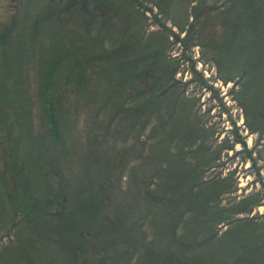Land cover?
<instances>
[{"label":"rangeland","instance_id":"1","mask_svg":"<svg viewBox=\"0 0 264 264\" xmlns=\"http://www.w3.org/2000/svg\"><path fill=\"white\" fill-rule=\"evenodd\" d=\"M106 1L88 0V14L82 13V9L76 16L67 14V31L54 25H63L60 18L54 17L57 0H0V32L14 18L8 34L12 39L20 32L23 40L31 39V22L35 17L43 18L41 31L33 37L34 57L41 54L49 58L58 54V47L64 53L67 48L85 46L83 54L90 62L87 73L92 78L90 91L94 92L87 98L76 99H71V94L63 103L67 111L69 108L64 115V145L70 157L66 159L57 149L37 139L41 127L33 98L37 60L27 57L18 70L9 66L17 50L5 49L9 44L0 47V85L2 77L12 81L11 70L16 69L22 97L20 108L0 100V113L5 108L8 112L20 110L22 116L18 121L25 130H13L8 135L0 130V173L7 168L9 145L12 153H19L15 156L20 161L22 157L28 159L31 174L39 171L28 184L38 185L36 189L42 194L44 189H53L50 206L43 203L46 211L53 214L51 219L37 216L45 229L34 232L31 221L36 222L35 216H30L32 220L26 218L20 227H10L12 231H0V264H9L11 258L19 261L18 254L25 256V264H54L63 258L60 235L65 231H60L63 224L54 217L58 215L57 208L62 211L64 199L54 197V187L60 191V179L48 169L51 160H59L64 181H70L77 189V197L79 193V200L73 205L78 218L88 215V205L95 201L91 194L100 197L106 213L114 219L117 203L139 198V204L133 205L136 210L130 213L146 217L144 209L149 203L142 198L143 186L146 184L153 191V182L162 183L158 177L149 179L158 165L174 169L164 174L179 188L168 193L171 201H180V190L193 183L205 190L214 189V202L225 208L238 205L230 209L231 219L239 226L248 223L254 229L252 234H258L264 244V115L253 107L257 99L251 96L257 87L263 86H251V58H241L231 42L243 13L254 20L250 28H257L252 41L264 42V0H136L130 4L109 0L111 12L102 3ZM61 14L59 11L58 16ZM89 14H93L94 20L84 17ZM24 41V47L30 48L29 41ZM158 54L165 62L162 69ZM244 73L245 79L241 81ZM173 90L181 101L169 102L167 96ZM150 97L164 99V103L144 107ZM73 101L78 108L71 110ZM10 123L13 127L14 121ZM157 128L163 135H155L153 130ZM166 136L174 139L167 140ZM183 161L196 165L194 178L189 179L186 170L181 169ZM104 184L111 188V195ZM3 193L0 188V194ZM67 208L69 212L70 206ZM235 210L240 213H234ZM148 223L143 222L147 232L145 243L152 239ZM228 227L224 222L215 224L213 232L220 236ZM47 233H54V238L38 239ZM73 240L78 241V246L80 239L72 235ZM4 244L10 247L2 249ZM130 264H134V259Z\"/></svg>","mask_w":264,"mask_h":264},{"label":"trees","instance_id":"2","mask_svg":"<svg viewBox=\"0 0 264 264\" xmlns=\"http://www.w3.org/2000/svg\"><path fill=\"white\" fill-rule=\"evenodd\" d=\"M87 1L57 0V6H54V17L60 18L64 26L61 24L54 25L59 29L70 31L69 26H66L67 14L71 15L73 13L76 16L81 9L83 10L82 13L88 14ZM124 1L130 4V2L136 0ZM102 3H106L108 9L112 7L109 0ZM98 10L101 11V8ZM59 11L62 13L60 16H58ZM109 11L111 12L110 9ZM100 15L104 17V11H101ZM88 16L91 21L93 14L84 15L87 19ZM42 19V17H35L31 22L32 37L31 39L25 38L31 44L30 48L24 47L25 39L23 40L22 32L18 35L16 34L14 39L11 38L12 35H8L10 33L9 27L14 24V18L13 22L10 21L8 25L1 29L0 47L3 48V46L5 47L9 44L5 49H13L14 51L15 48L17 50V54L12 63H9V66H13L18 70L24 66V61H27V57H30L28 60H31V58L37 60V87L33 92V98L36 101V106H38V120L41 126L37 139L43 144L46 142L53 150L57 149L59 153L63 154V157L68 159L70 157H68L65 150L66 146L64 145V115L69 111V108L67 111L63 103L70 99L71 94H73L71 99H76L78 97L87 98L89 93H94L90 91L92 78L87 73L90 62L83 54L85 46L80 48L78 45L72 49L67 48L64 53L58 47L56 51L58 54L49 58H44L41 54L34 57L33 37L41 31ZM240 20V26L234 28L231 42L235 45V49L241 58H245L244 56L251 58L248 63V65H251V86L255 88L263 86L257 87L256 91L251 93V96L255 100L257 99V104L252 103V105L264 115V42L254 43L252 41V36L257 31V28L253 30L250 28V24L254 22L251 16L243 13ZM250 30L251 41L249 39ZM261 35H263L261 40L264 41V33ZM226 38H229L228 34ZM61 47L64 48L65 46L61 45ZM221 51L223 54L224 50L221 49ZM159 53L161 54L162 51ZM160 54H158L157 60L162 69L165 67V62ZM16 73V69L11 70L12 81L2 77L0 100H4V102L8 100L11 102L9 105H14L15 103L20 108L19 101L21 102L22 99L20 96L21 79L17 78ZM244 79L245 73L242 74L241 81ZM162 81L163 79L161 83ZM176 94L174 91L171 92L170 96H167L169 102L181 101L180 98L175 96ZM150 98L151 100L147 98L144 107H149L150 104L160 106L164 103V99L158 101L154 97ZM72 103L71 110L77 109L78 105L76 102L73 101ZM74 104L75 107H73ZM144 107L142 105L143 112ZM20 116H22L20 110L16 111L13 109L12 112H8L6 108L3 109L0 113V130L7 132V135L9 132L12 133L13 130L20 131L22 129L21 132H25L24 127L18 121ZM11 120L14 121L13 127L10 123ZM153 132H155V135H163V131L161 132L158 128L155 131L153 130ZM166 137L167 140L173 138L172 136ZM175 147L179 148L180 146L176 144ZM201 147H203L201 150L204 151V146L202 145ZM47 149L50 150L49 148ZM12 152L13 150L9 149L8 145L6 148V158L8 157L6 161L7 168L5 173H0V188L4 189V193L0 194V231H12L10 227H20L21 224L25 223L26 218L32 220V216H35L33 219L36 222L31 221L34 224L31 229L34 232L36 230L40 231L41 228L45 229V227L40 223L37 216L51 219V215H53L52 213L49 214L48 210L46 211L43 206V203L50 206V192L53 189L50 191L44 189L42 194L39 189H36L38 185H29L30 180L34 177L36 178L39 171L37 170L31 174L28 169L29 166H27L28 159L25 161L22 157L20 161L15 156V154L18 155L19 153L14 154ZM179 156L183 158L182 152H180ZM183 160L185 161V159ZM19 161L23 164L20 165ZM58 161L54 162L51 160L48 169L58 175L60 179L58 182L60 191H57L54 187L53 193L55 192V198L61 197L64 199V207L62 211L57 208L56 213L59 216L55 215L54 218H58L54 220L63 224L60 231H65V234L60 235V239H63L61 242L63 258L61 261L57 259L54 264H130L132 259H134V264H140L141 262H143L141 264H264V244H261V237L258 234H252L254 229L248 227V223L239 226L231 219L232 212L230 209L237 208L238 205H234L232 208H225L214 202L212 199L214 189L211 191L205 190L193 183L186 186V190H180L179 198L182 203L180 201L173 202L169 199L168 193L170 194V191L173 192L172 190L178 191L179 188L172 181V178L165 177L164 174L172 173L174 169L157 165L152 170L149 179L158 177V180L162 183L153 182L152 185L155 186L153 191L149 190L146 184L143 186L142 198L149 203L144 209L145 213H147L145 214L147 218L136 214L139 217L137 219L135 214L130 213L136 210V206L133 207V205L136 202L139 204V198L131 199L126 204V201L122 202L123 204L117 203L115 205L117 210L113 212L116 217L114 219L113 215L106 213L105 210L107 209H104L100 197L94 194L90 195L95 201L89 203L88 215H85L86 218H78L75 209L73 210V205L79 200V193L77 197V189L73 188L70 181H64L61 170L63 165L61 164L59 167ZM184 161L181 169L186 170L189 179L190 177L194 178L196 165ZM165 178L169 181L165 180ZM104 186L111 195V188L105 184ZM197 187H199V190L195 191ZM30 189L34 191L33 194L30 193ZM3 195L5 196L4 198ZM4 199L6 203H2ZM92 199L89 198L88 200ZM69 206L71 211L66 212ZM238 211L235 210L234 213H240ZM62 217H64L63 220L58 221ZM145 220L149 221L148 226L151 229L149 234L152 239L149 243H145L147 233L143 229ZM223 222L229 226L228 229L220 236L214 234V225L223 224ZM180 230L182 231L180 232ZM85 234L89 235V238H86ZM72 235H76L80 239L78 246L76 245L78 241H71ZM53 236L54 233H47L43 237L39 236L38 239L49 240L54 238ZM9 245L4 244L2 249L6 250L5 247H10ZM142 245L146 247L142 248ZM129 252H132V254L128 255ZM5 256L3 257L5 258ZM18 257L19 261L11 258L9 264H25V256L18 254Z\"/></svg>","mask_w":264,"mask_h":264}]
</instances>
